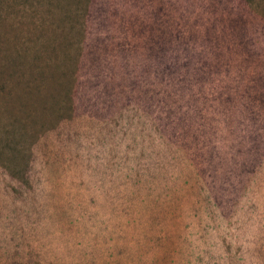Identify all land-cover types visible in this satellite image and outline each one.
Here are the masks:
<instances>
[{
	"label": "rangeland",
	"instance_id": "374dc122",
	"mask_svg": "<svg viewBox=\"0 0 264 264\" xmlns=\"http://www.w3.org/2000/svg\"><path fill=\"white\" fill-rule=\"evenodd\" d=\"M0 264H264V0H0Z\"/></svg>",
	"mask_w": 264,
	"mask_h": 264
}]
</instances>
